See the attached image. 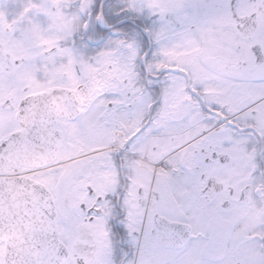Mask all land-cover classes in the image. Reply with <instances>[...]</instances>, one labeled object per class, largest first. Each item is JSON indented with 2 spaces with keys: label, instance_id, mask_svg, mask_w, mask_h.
<instances>
[{
  "label": "snow or ice",
  "instance_id": "snow-or-ice-1",
  "mask_svg": "<svg viewBox=\"0 0 264 264\" xmlns=\"http://www.w3.org/2000/svg\"><path fill=\"white\" fill-rule=\"evenodd\" d=\"M0 264H264V0H0Z\"/></svg>",
  "mask_w": 264,
  "mask_h": 264
}]
</instances>
